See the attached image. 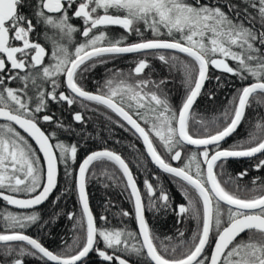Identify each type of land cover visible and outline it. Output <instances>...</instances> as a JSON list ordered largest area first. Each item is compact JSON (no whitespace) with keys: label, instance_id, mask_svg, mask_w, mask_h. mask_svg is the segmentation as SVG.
<instances>
[{"label":"snow or ice","instance_id":"1","mask_svg":"<svg viewBox=\"0 0 264 264\" xmlns=\"http://www.w3.org/2000/svg\"><path fill=\"white\" fill-rule=\"evenodd\" d=\"M112 26L126 34L109 35ZM41 28L50 49L39 38ZM76 35L82 41L74 42ZM133 36L139 39L130 40ZM127 54L137 57L129 73L109 70L95 92L85 89L86 73ZM150 57L170 74L180 73L185 92L179 107L172 105L165 91L168 80L154 81L145 72L151 71ZM212 71L229 74L241 86L233 93L222 123L212 122L214 131L201 120L204 132L193 133L192 109L205 94L206 82L215 80L216 87H223L221 76H213ZM206 94L214 98L212 90ZM85 102L110 110L119 119L108 115V120L142 140L152 163L183 182L180 190L186 205L173 207L159 177L155 184L144 179L142 192L129 163L113 150L92 151L78 170L73 169L78 143H67L58 133H80L57 118L50 104L88 109ZM253 103L264 106V0H243V7L232 0L224 4L220 0H0V201L33 209L0 212L4 264H25L27 256L43 264H85L91 253L107 264H131V257L140 264H264V183L259 190L252 189L257 194L244 196L236 181L247 176L248 169L237 177L229 174L225 181L219 178L229 159H255L254 169H264V122L258 121L245 139L228 148L221 143L236 132ZM71 119L87 124L80 111ZM185 150L190 152L186 161ZM172 161L181 166H173ZM61 164L66 177L76 172L73 187L80 214L67 213L73 221V243L53 252L25 230L50 223L34 209L57 189ZM96 165L101 175L123 183L133 203L135 230L98 226L87 192L90 168ZM258 180L255 177L252 183ZM229 183L235 191L225 187ZM146 210L174 211L178 223L196 220V229L190 240L172 244L173 237L156 235ZM119 215L132 213L121 210ZM99 220L110 223L107 216ZM178 233L184 237L183 231Z\"/></svg>","mask_w":264,"mask_h":264},{"label":"trees","instance_id":"2","mask_svg":"<svg viewBox=\"0 0 264 264\" xmlns=\"http://www.w3.org/2000/svg\"><path fill=\"white\" fill-rule=\"evenodd\" d=\"M206 3H213L215 0H204ZM221 4L227 3V0H220ZM234 3H239L243 7V0H232ZM27 11V10H25ZM240 19H244L243 14ZM126 34L124 32L114 31L111 36H119ZM146 36L151 34L146 32ZM138 37H130V40H137ZM137 57L134 54H127L124 56L116 57L110 60L107 64L98 65L94 70L85 74V79L82 81L83 86L87 90L96 91L99 85H103L104 80L110 75L109 70L112 72H120L127 74L135 66V60ZM151 63V71L146 69L145 72L154 81L160 79H167L168 83L165 85V91L169 94L170 102L174 107H179L180 102L184 96V86L182 84V77L178 72L169 73L168 68L163 65L158 59L149 58ZM231 64L232 62L229 61ZM213 76H221V82L223 87H216V81H208L205 85V94H202L195 106L192 109V115L195 119L190 120V129L193 133L202 134L204 129L201 126L200 121L203 120L208 124L209 130L214 131L215 125L212 123H222L223 113L226 108L230 107L229 101L232 99L233 93L236 88L241 86L240 81L231 77L229 74H223L219 71H212ZM207 90L214 92V98L209 99L206 94ZM89 105L88 109L81 108L78 104L69 108L64 104L63 110L55 113L57 118L62 119L65 124L71 123L76 132L80 134H60L61 140L67 143H78V160L76 164H73V169L77 170L78 164L89 152L100 149L108 148L113 149L120 153L126 161L129 163L134 177L137 180L138 186L141 191H144L143 180L149 179L152 183H157L155 177H159L158 183L169 193L173 207L180 204H187V200L181 193L182 181L174 180L169 174L164 173L158 169L148 158L143 144L137 136H134L131 132L125 131L117 124L107 119L108 115H111L113 119H119L115 117V114L110 110L104 109L103 106L94 105L91 102H85ZM96 108L98 111H92ZM75 111H80L85 116L87 124L81 126L72 121L71 117ZM264 122V106H259L253 103L252 107L246 109L245 118L237 129L228 139L221 142L223 148H228L230 145L235 144L237 141L243 140L247 137L250 131L254 130V125L257 122ZM47 131H52L47 125H43ZM33 143V142H32ZM34 144V143H33ZM35 146V145H34ZM191 151H196L195 147L189 146ZM163 152V149H159ZM190 154L188 150L183 153V160L186 161L187 155ZM41 155V154H40ZM42 157V156H41ZM255 159L249 160L247 158L241 159H229L225 164V174L219 178L222 181L228 180L229 174L232 177H237V174L244 169H248V175L243 178H238L236 183L239 184V194L244 196H250L257 194L252 189L259 190L261 183H264V169L256 171L253 167ZM172 164L181 166V162L172 161ZM110 170L113 166L110 164L107 166ZM59 178L58 187L55 189L49 200L43 205L34 210L41 214L43 220H48L50 223L46 224L43 228L33 225L26 233L33 235L40 239V241L49 247L54 252H61L68 245L73 243V221L67 218V213L74 212L79 216L80 204L78 202V196L76 195L73 187L75 182L76 172H73L72 177H66L64 174V166H59ZM96 172V176H91V172ZM116 176H120L121 173L116 169ZM255 177H260V180L254 185L252 180ZM107 184L108 187L104 185ZM230 191H235L233 184H226ZM87 192L89 194V203L91 205L94 216L97 218V224L99 227H127L128 229L135 230L137 228L136 221L134 219V208L132 201L128 198V192L124 191L123 183L118 180H109L106 176L101 175L100 166L96 165L90 168L89 179L87 182ZM59 197V200H56ZM55 200V203L52 201ZM147 203V201H145ZM13 211L17 213L31 212L33 210H20L6 205L5 202L0 201V212L4 210ZM121 210H126L132 213L129 217H121L119 215ZM59 213L58 216L54 215ZM100 216H107L110 223L105 225L103 221L99 220ZM146 219L148 220L151 228L156 235L161 239L165 236L173 237L172 244H178L181 239L190 240L193 231L196 229L197 221L194 219H185L182 222H177L178 217L174 211L167 212H154L152 210H146ZM3 230V226L0 225ZM178 230L184 232V237H179ZM102 247V245H101ZM123 255V254H121ZM125 258H129L125 256ZM131 260L135 262L140 261L135 257H131ZM107 264L100 260L96 263L92 258L88 260V264ZM0 264H4V258L0 256Z\"/></svg>","mask_w":264,"mask_h":264},{"label":"flooded vegetation","instance_id":"3","mask_svg":"<svg viewBox=\"0 0 264 264\" xmlns=\"http://www.w3.org/2000/svg\"><path fill=\"white\" fill-rule=\"evenodd\" d=\"M211 3V2H210ZM73 23L74 24H76L77 26H79L80 25V21L79 20H74L73 21ZM114 31H119V32H124V30L123 29H120L119 27H116V26H112V27H110L109 29H108V32H109V35H111ZM49 35H52V33L51 32H49ZM39 38H40V40L42 41V42H46L47 43V46L49 47V49L51 48V42L50 41H46L45 40V37H44V33H43V28H41V31L39 32ZM82 37H80L79 35H76L75 37H74V42L76 41V40H80V41H82ZM13 86H15V85H13ZM64 104H59V105H57V104H50V109H51V112H54V113H57V112H60V111H62L63 110V106ZM45 126V125H44ZM34 143V142H33ZM35 145V144H34ZM23 197V196H22ZM44 204V203H43ZM42 204V205H43ZM10 206V205H9ZM41 206V205H40ZM40 206H38V207H40ZM12 207V206H11ZM38 207H36V208H38ZM13 208H15V207H13ZM18 209V208H17ZM20 210H25V209H20ZM26 210H33V209H26ZM0 229H2L1 227H0ZM29 229V228H28ZM28 229H26V230H28ZM26 233V232H25ZM26 234H28V233H26ZM28 235H31V234H28ZM31 236H33V235H31ZM34 237V236H33ZM34 238H36V237H34ZM44 246H46L45 244H44ZM47 247V246H46ZM47 248H49V247H47ZM49 250H51L50 248H49ZM51 251H53V250H51ZM111 250H109V252H110ZM54 252V251H53ZM90 258H92L96 263H98L101 259L95 254V253H91L90 254V256L88 257V258H86L85 259V264H88V260L90 259ZM125 258V257H124ZM24 260H25V264H43V262L42 261H40V260H38V259H36L35 257H30V256H27V257H24ZM105 263H107V262H105ZM49 264H51V262H49ZM90 264V263H89ZM131 264H138V261L137 262H135L134 260H131Z\"/></svg>","mask_w":264,"mask_h":264},{"label":"water","instance_id":"4","mask_svg":"<svg viewBox=\"0 0 264 264\" xmlns=\"http://www.w3.org/2000/svg\"><path fill=\"white\" fill-rule=\"evenodd\" d=\"M206 83H207V82H206ZM205 85H206V84H205ZM86 90H87V89H86ZM89 91H91V90H89ZM92 92H95V91H92ZM198 99H199V98H198ZM198 99H197V101H198ZM197 101H196V102H197ZM195 104H196V103H195ZM195 104H194V106H195ZM194 106H193V107H194ZM242 122H243V121H242ZM241 124H242V123H241ZM239 127H240V126H239ZM239 127H238V128H239ZM238 128H237V129H238ZM236 131H237V130H236ZM228 138H229V137H228ZM228 138H226V139H228ZM141 142H142V140H141ZM142 144H143V143H142ZM143 147H144V145H143ZM191 147H195V146H191ZM103 149H108V148H100V149H95V150H93V151L103 150ZM144 149H145V148H144ZM109 150H113V149H109ZM113 151H115V150H113ZM145 151H146V150H145ZM91 152H92V151H91ZM115 152L118 153L117 151H115ZM89 153H90V152H89ZM89 153H88V154H89ZM118 154H120V153H118ZM146 154H147V152H146ZM86 155H87V154H86ZM86 155H85L84 157H86ZM120 155H121V154H120ZM41 156H42V153H41ZM121 156H122V155H121ZM122 157H123V156H122ZM123 158H124V157H123ZM148 158L151 160L150 157H148ZM124 159H125V158H124ZM240 159H241V158H240ZM125 160H126V159H125ZM81 161H82V160H81ZM81 161H80V162H81ZM126 162H127V161H126ZM151 162H152V161H151ZM153 164H154V163H153ZM154 165H155V164H154ZM155 166H156V165H155ZM173 166H177V165L173 164ZM129 167H130V165H129ZM156 167H157V166H156ZM130 168H131V167H130ZM77 170H78V168H77ZM131 170H132V169H131ZM132 172H133V171H132ZM133 175H134V174H133ZM54 191H55V190H54ZM51 195H52V194H51ZM51 195H50V196H51ZM20 198H24V197L21 196ZM10 206H11V205H10ZM12 207H15V206H12ZM36 207H38V206H36ZM90 207H91V205H90ZM15 208H16V207H15ZM91 209H92V208H91ZM145 215H146V212H145Z\"/></svg>","mask_w":264,"mask_h":264}]
</instances>
